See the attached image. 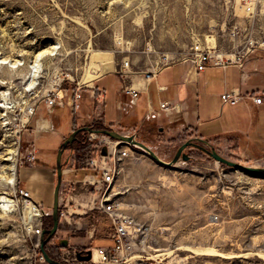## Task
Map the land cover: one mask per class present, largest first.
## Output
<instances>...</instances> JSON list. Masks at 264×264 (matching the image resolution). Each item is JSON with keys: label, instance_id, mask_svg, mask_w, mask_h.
<instances>
[{"label": "rangeland", "instance_id": "374dc122", "mask_svg": "<svg viewBox=\"0 0 264 264\" xmlns=\"http://www.w3.org/2000/svg\"><path fill=\"white\" fill-rule=\"evenodd\" d=\"M196 43L226 58L264 47V0H0V197L13 200L6 208L0 201V264H50L41 260L42 234L34 230L53 227V217L33 215L31 205L17 193L21 171L35 166L21 160L35 141L43 162L56 156L57 172L54 151L73 114L69 107L59 106L54 117L57 131L38 135L42 114L30 116L29 107H46L44 95L63 81L85 87L96 76L121 69L124 60L134 72L157 70L192 56ZM49 44H55L54 52L43 55L35 68L33 55ZM107 59L115 67L102 72ZM152 128L141 130L139 139L166 161L189 139L183 133L168 140ZM79 145L73 143L63 156L64 166L77 172L74 182L85 172L79 156L86 149ZM215 147L231 160L264 166V155L246 153L237 141L226 139ZM15 148L16 177L11 184L2 176L9 175L8 157ZM186 152L191 158L171 167L143 150L130 152L114 187L115 197L144 231L134 237L124 260L110 264H264V173L230 166L201 149ZM74 182L65 193L79 191L81 184ZM84 199L88 213L68 215L74 223L86 220L85 234L90 228L92 235H104L96 229L101 216L90 209L92 197ZM49 209L53 213V205ZM60 209L64 214L68 207L61 204ZM61 236L58 231L51 239L59 252H49L55 259L91 248L68 249L60 243Z\"/></svg>", "mask_w": 264, "mask_h": 264}, {"label": "crops", "instance_id": "0c3cea01", "mask_svg": "<svg viewBox=\"0 0 264 264\" xmlns=\"http://www.w3.org/2000/svg\"><path fill=\"white\" fill-rule=\"evenodd\" d=\"M239 58L237 63L199 70L193 57L189 56L153 71L134 72L122 68L96 76L84 87L80 110L73 111L70 99H67L66 106H62L69 107L73 122L68 130L59 133V148L55 149V154L58 155L62 143L76 126L100 123L114 129L129 130L126 134L136 133L138 138L141 130L157 127L158 131L167 135L168 140L183 133H188L189 139L202 138L214 145L230 139L244 147L246 153L264 155V100L256 103L252 97L264 95V47L252 48L250 53ZM239 62H243V66ZM147 72L153 74L148 77ZM115 80L120 86L112 83ZM232 89H239L243 95V99L235 105L222 99L223 93ZM132 91H136V104L131 103L134 97ZM163 102H168L166 108L162 107ZM57 110L49 113L46 107L39 105L37 112L42 115L37 122L38 135L44 130L57 131L59 121L57 118L54 120ZM79 134L81 136L75 143L82 145L85 132ZM29 145H35L32 147L38 151V163L21 171L20 183L30 190L34 201L50 208L54 204L57 185L56 156L43 162L35 141ZM66 152L68 149L64 155ZM73 171L64 166L60 205H66L68 210L62 213L60 223L63 224L58 229L62 235L60 243L67 240V247L72 250L112 245L110 235L114 223L110 213L100 207L96 195L84 187L79 188L77 193H74L76 189L65 193L69 187L72 188L77 174ZM84 197H92L90 209L94 208L95 213L101 216L95 225L101 233L104 232L102 236L92 235L90 228L87 230L89 233L85 234L88 226L86 220L75 223L71 220L74 213H88L83 203ZM76 222L79 223L77 226ZM97 241L100 244L95 246ZM55 244L56 241H51L47 245L52 254L59 253Z\"/></svg>", "mask_w": 264, "mask_h": 264}, {"label": "built area", "instance_id": "2783aa9c", "mask_svg": "<svg viewBox=\"0 0 264 264\" xmlns=\"http://www.w3.org/2000/svg\"><path fill=\"white\" fill-rule=\"evenodd\" d=\"M192 57L197 63L198 69L204 70L208 66H227L232 63H237V60L240 59L239 57L242 56L236 55L234 58H226L225 54L212 50L202 43H196L193 47ZM239 63L243 66V62ZM129 67L130 61L124 60L122 68L129 69ZM151 74L153 72H147L148 77ZM66 84L63 81L59 87L50 90L44 95L45 106L49 113H54L59 106H66L67 99H70V106L74 112L80 110L84 96V87L74 81L71 82V86ZM132 92L134 97H132L131 103L136 104V91ZM252 97L256 103H262L264 100V95L262 94H257ZM222 99L224 102L235 105L243 99V95L239 89H232L231 91L223 93ZM39 105L40 103L29 107L30 116L37 112ZM167 106L168 102L162 103L163 108ZM88 126L95 128L94 123H90ZM104 127L111 128L106 125ZM83 147L86 151L79 156V162L81 164L80 169L85 172L81 178L76 179L77 181L74 184L77 185L80 183L81 187H85L94 193L100 207L110 213L114 223V229L110 235L113 239V244L109 246L91 247L92 258L89 260H80L77 257V252L73 255H71V252H68L67 254L65 253L64 259L61 261L65 264H94L98 261L105 264L116 263L124 260L127 252L134 247V237L140 236L144 231L143 224L138 223L134 217L123 212L121 207L122 203L115 197L114 191L116 182L122 174L125 161L129 157L130 152L135 151L137 148L129 142L112 138L96 130L85 131ZM105 147L107 150L106 153L103 152ZM21 163L36 165L38 163V151L35 148L29 150L27 155L22 157ZM17 193L28 204L33 203L40 212L38 216L41 218L52 215L51 209L33 200L27 188L19 186ZM42 230V227H37L34 233L41 235ZM96 257H98L97 260ZM41 260L46 263L48 262L43 253Z\"/></svg>", "mask_w": 264, "mask_h": 264}, {"label": "water", "instance_id": "95a60500", "mask_svg": "<svg viewBox=\"0 0 264 264\" xmlns=\"http://www.w3.org/2000/svg\"><path fill=\"white\" fill-rule=\"evenodd\" d=\"M93 130H96L100 133H104L106 135H109L112 138H115V139H118V140H121L124 142H129L135 148L143 150L144 152H146L148 155H150L153 159H155L159 163L164 164V165L169 166V167L174 166L181 159L189 160L191 158V156L189 153L186 152V150L188 148H191V147H196V148H199V149L205 151L206 153L210 154L211 156L216 158L218 161L226 163L230 166L240 168V169H243L246 171L264 173V166L245 165V164L240 163L238 161L231 160V159L223 156L222 154H220L218 152L217 148L215 147V145H213L210 141L204 140L202 138H190V139H188L187 141H185L184 143H182L180 145V147L178 148L174 158L171 161H166V160L162 159L158 155V153H156V151H154L147 143L140 140L136 133L126 134V133H122V132H120L114 128H107V127H104L101 129H95V128L88 126V125L77 128L69 135V137H67L64 140V142L62 143V145L58 151V155H57V177H58V181H57V185L55 188V199H54L53 213H52L53 227L45 228L43 230L42 235H41V243H42L41 251L44 254L46 260L50 264H65L61 260L55 259L54 257H52L50 255L48 249H47V245L49 244L51 239L58 232L60 221H61L62 212L60 209V192H61V185H62L63 175H64V165H65V162L63 161L64 152L66 151V149L68 147L73 145V143L78 139L79 133L85 132V131H93ZM198 141L203 142L206 145H203V144L199 143ZM103 152L104 153L107 152L106 147L104 148ZM66 244H68L67 240L62 242V245H66ZM86 252L87 253H83V251H77L78 259H80V260L91 259L92 258V251L90 249H88Z\"/></svg>", "mask_w": 264, "mask_h": 264}, {"label": "bare ground", "instance_id": "6f19581e", "mask_svg": "<svg viewBox=\"0 0 264 264\" xmlns=\"http://www.w3.org/2000/svg\"><path fill=\"white\" fill-rule=\"evenodd\" d=\"M56 46H55V44H49V46L48 47H46V48H44V49H42V50H40V51H38V52H36L34 55H33V59L31 60V64L33 65V66H35V68H37L36 67V64H38V62L41 60V57L43 56V55H46V54H48V53H52V52H54L53 50H54V48H55ZM100 54L99 53H97L96 54V56H99ZM102 57V59H103V56H101ZM105 60V59H104ZM40 64V63H39ZM38 67H39V65H38ZM115 67V64L112 62V61H110V60H106V61H104L103 62V65H102V69H101V71L102 72H105V71H108V70H110V69H113ZM30 68H32V67H30ZM33 70V68L31 69V71ZM17 148H15V149H13L12 151H11V153L13 154V155H9V157H8V159H12V161L10 162V164H8V166L6 167L10 172H9V175L7 174V172H6V174L5 175H3L2 177L4 178V179H6V181L8 182V183H14V181H15V162H14V160H13V158H14V156H15V154H17ZM1 175V174H0ZM0 201L2 202V204H1V206H3V207H5L6 208V206H7V202H8V205H9V202L10 201H13L12 199H10V198H7V196H5V195H3V196H1L0 197ZM30 205H31V207H30V209H29V212L31 213L32 212V214L33 215H39L40 214V212L38 211V209L33 205V203H30Z\"/></svg>", "mask_w": 264, "mask_h": 264}, {"label": "flooded vegetation", "instance_id": "af4514ba", "mask_svg": "<svg viewBox=\"0 0 264 264\" xmlns=\"http://www.w3.org/2000/svg\"><path fill=\"white\" fill-rule=\"evenodd\" d=\"M199 143H201V144H203V145H206L205 143H203V142H200V141H198ZM191 148H196V147H191ZM197 149H199V148H197Z\"/></svg>", "mask_w": 264, "mask_h": 264}, {"label": "trees", "instance_id": "16d2710c", "mask_svg": "<svg viewBox=\"0 0 264 264\" xmlns=\"http://www.w3.org/2000/svg\"><path fill=\"white\" fill-rule=\"evenodd\" d=\"M94 126H95V125H94ZM75 142H76V141H75ZM75 142H74V143H75Z\"/></svg>", "mask_w": 264, "mask_h": 264}]
</instances>
